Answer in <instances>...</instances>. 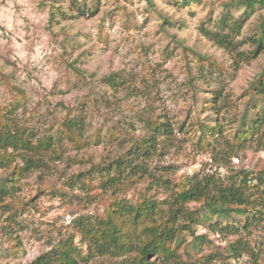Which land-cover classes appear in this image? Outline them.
Returning a JSON list of instances; mask_svg holds the SVG:
<instances>
[{
    "label": "rangeland",
    "instance_id": "rangeland-1",
    "mask_svg": "<svg viewBox=\"0 0 264 264\" xmlns=\"http://www.w3.org/2000/svg\"><path fill=\"white\" fill-rule=\"evenodd\" d=\"M229 1L98 0L92 14L89 0H0V74L26 99L6 115L11 137L28 144L2 150L15 152L21 171L0 214V264H29L55 240L86 230L113 198L147 197L167 213L171 192L192 177L208 178L210 193L218 185L240 188L250 206L184 232L187 243L204 235L209 244L180 249L173 264H264V187L243 179L264 169V126L245 147L230 145L251 87L264 75V51L252 58L248 39L264 6L250 11L235 48L223 49L199 29L217 22ZM243 12L232 9L231 19ZM189 50L216 66L198 64ZM10 99L1 83L0 108ZM69 114L82 121L83 148L59 132ZM149 121L172 133L158 136L149 155H136V145L154 134ZM197 123L213 130L208 145L198 143ZM43 137L48 146L37 144ZM116 166L119 179L102 184L116 178ZM7 174L0 169V184ZM257 197L261 203H253ZM86 234L75 238L86 256L80 264H121L124 256L101 255Z\"/></svg>",
    "mask_w": 264,
    "mask_h": 264
},
{
    "label": "trees",
    "instance_id": "trees-1",
    "mask_svg": "<svg viewBox=\"0 0 264 264\" xmlns=\"http://www.w3.org/2000/svg\"><path fill=\"white\" fill-rule=\"evenodd\" d=\"M89 1L92 3L89 11L93 14L97 10L95 5L98 0ZM194 2H199V0H181L184 6H190ZM256 4L264 6V0H230L225 2L223 15L217 22H213L211 27L205 25L211 22H201L199 29L201 35L220 48L234 49L233 38L239 34L240 28ZM239 8H244V12L238 20H232V9ZM164 22L172 25L166 19ZM253 32L254 34L248 39L254 49L252 58H255L264 51V17L260 18ZM190 53L198 64L208 61L210 67L216 66L212 61L204 59L194 52L190 51ZM187 57L188 55L185 54L186 59ZM192 80L191 87L196 88L198 78L191 75L190 81ZM1 83L7 89L8 97L11 98L7 107L0 108V127L2 128L0 131V169L8 171L7 176L0 184V214H3L7 211L4 210L8 207L7 198L11 197V190L18 182L21 168L15 164V152L2 153V150L5 152L8 148L16 149L18 145L28 144H25L23 135L11 137V125L6 115L11 107L19 108L26 99L23 93L16 88L13 94L14 88L11 89L10 83L0 74ZM251 94L250 101L248 100L249 102L241 114L240 123L232 130L230 145L233 148L245 147L248 142L260 135V129L264 126L263 74L252 85ZM197 124L200 131L198 143L208 145L209 142L204 141L208 140L213 130L201 123ZM149 125H151V131L154 134H151L142 144L136 145L134 152L136 155H149L158 136L172 133L166 123L157 124L155 121H149ZM82 126V121L69 114L59 125V132L78 148H83L84 145L79 134ZM93 141L98 142L99 136L96 135ZM37 144L48 146V138H41ZM114 170L116 178L108 177L107 180L101 182L102 184L108 185L115 179H119L118 167L116 166ZM243 179L244 182L256 181V185L264 187V169L251 178L245 176ZM209 181L208 178L199 180L192 177L178 183L179 189L171 192L174 205L167 213H162L156 202L147 197H138L135 202L126 198H113L101 214L93 216L86 230L79 226L71 235L55 240L50 251L39 255L29 264H80V261L85 260L86 256L78 248L75 238L79 237L82 240L84 233H87L86 235L91 238L95 250L101 255L124 256L121 264H173L179 256L180 249L197 251L209 244V240L204 235L195 236L192 241L187 243L183 238L184 232L192 235V228L196 225L210 223L211 216L230 218L231 212L241 214L246 211L237 209V206H250L249 199L240 188L218 185L216 192L210 193L211 183ZM257 198L253 203L262 200V197ZM191 204H200V206L191 209L189 208ZM17 248L14 246L12 249L17 250ZM234 251L236 250L234 249Z\"/></svg>",
    "mask_w": 264,
    "mask_h": 264
}]
</instances>
